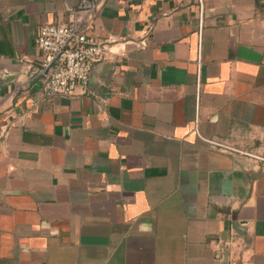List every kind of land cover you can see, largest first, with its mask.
Segmentation results:
<instances>
[{
  "label": "crops",
  "instance_id": "0c3cea01",
  "mask_svg": "<svg viewBox=\"0 0 264 264\" xmlns=\"http://www.w3.org/2000/svg\"><path fill=\"white\" fill-rule=\"evenodd\" d=\"M45 23L107 46L70 97ZM206 139L264 156V0H0V264H264V162Z\"/></svg>",
  "mask_w": 264,
  "mask_h": 264
},
{
  "label": "built area",
  "instance_id": "2783aa9c",
  "mask_svg": "<svg viewBox=\"0 0 264 264\" xmlns=\"http://www.w3.org/2000/svg\"><path fill=\"white\" fill-rule=\"evenodd\" d=\"M81 7L88 8L91 13L96 9V5L90 2H85ZM36 43L42 58L36 64L27 65L24 72L47 96H72L79 85L88 84L94 66L106 60L108 55L106 44L90 36L82 23H45L39 28ZM140 45L145 46L146 40H142ZM205 141L227 152L251 156L264 162L263 155L249 150L212 139ZM213 250L215 258L222 262L224 247L221 242L214 241Z\"/></svg>",
  "mask_w": 264,
  "mask_h": 264
},
{
  "label": "water",
  "instance_id": "95a60500",
  "mask_svg": "<svg viewBox=\"0 0 264 264\" xmlns=\"http://www.w3.org/2000/svg\"><path fill=\"white\" fill-rule=\"evenodd\" d=\"M233 228L235 229V231L239 234V235H243L242 231L243 228H241V224L239 222H234L233 223Z\"/></svg>",
  "mask_w": 264,
  "mask_h": 264
}]
</instances>
